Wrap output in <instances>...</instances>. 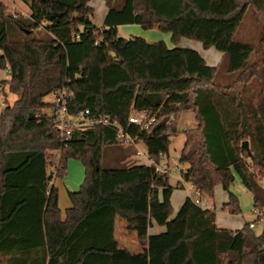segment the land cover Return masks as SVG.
I'll list each match as a JSON object with an SVG mask.
<instances>
[{
	"label": "trees",
	"instance_id": "trees-1",
	"mask_svg": "<svg viewBox=\"0 0 264 264\" xmlns=\"http://www.w3.org/2000/svg\"><path fill=\"white\" fill-rule=\"evenodd\" d=\"M21 1L28 15L0 2V68L11 72L0 80V94L17 96L0 113V264H264V234L249 222L221 228L216 210L193 196L174 219H185L182 230L149 234L154 223L172 222V193L183 186L158 170L182 110L191 109L198 125L184 131L181 179L205 198L222 184L229 193L224 208L239 213L230 190L237 176L255 208H264V82L252 90L263 73L251 62L257 48L236 39L249 8L264 16V0H104L103 28L92 20L90 0ZM129 24L170 33L174 45L118 35L117 26ZM182 37L217 48L221 61L208 65L199 50L178 45ZM63 89L71 93V113L88 108L93 117L110 116L145 144L150 162L137 159L117 127L75 129L64 141L54 103L45 100ZM136 112L153 121L130 123ZM70 158L85 174L79 189L68 191L63 212L53 180L67 176ZM118 198L133 207L120 209ZM118 212L138 230L143 254L117 244Z\"/></svg>",
	"mask_w": 264,
	"mask_h": 264
},
{
	"label": "rangeland",
	"instance_id": "rangeland-1",
	"mask_svg": "<svg viewBox=\"0 0 264 264\" xmlns=\"http://www.w3.org/2000/svg\"><path fill=\"white\" fill-rule=\"evenodd\" d=\"M9 10L13 13H19L22 15H28V5H26L23 1L21 0H5ZM90 4L94 8V14L93 18L95 19L96 22L100 21V18L102 17L104 10L106 8V5L104 3V0H91ZM245 18L242 21L241 26L238 29V33L236 35V39L241 42H247L254 47L257 48V53L252 57L251 62H256L259 63V69L263 73L262 79L260 81H256L252 86V90L254 93L258 92L261 90L264 82V51L263 47L264 45L261 43V39L264 36V16L260 13L257 12L253 8H249L247 13L245 14ZM149 29H143L140 25H135L130 28L126 27H120L118 31V35L130 38L132 35H139L145 38V35L148 33ZM151 30V29H150ZM155 31V32H154ZM158 32L159 34H166L165 32H161L158 29H154L151 34L155 35V33ZM150 34V33H148ZM150 34V35H151ZM169 37H171L170 33ZM183 41H187L185 47L187 48H193V49H200L202 55L206 59V62L208 65H212L213 62V55L212 53H221L217 48L211 46V48L205 49L201 43V41L197 39H190V38H184ZM193 46V47H192ZM196 47V48H195ZM216 51V52H215ZM11 77V72L10 70L6 68H0V80L10 78ZM17 99V96L15 94H12L11 92L5 93V91H2L0 94V113H2L5 109V107L8 104H13V102ZM46 101H51L53 100V95H49L45 98ZM52 110L47 109V113H51ZM180 118L178 121V132L174 134L171 137L170 141V151L169 155H166L165 158L162 160V164L160 167L162 169H165L168 167L171 171V176L170 179L172 182H176V177H178V174L180 173V170L182 168H185V164L179 162V158L181 155V151L183 149V145L185 142V129H192L196 128L198 125V121L196 119V115L191 109L188 110H182L180 112ZM142 143H140L141 145ZM141 147H144V144L141 145ZM58 151H52L48 152V158L52 160L54 158L53 154H56ZM72 159V158H70ZM74 160L75 163L79 164L81 167L82 165L76 160ZM129 162H133L132 158H129ZM83 168V167H82ZM74 172V171H72ZM236 179L231 182L230 185V190L233 191L238 197L239 200V208L241 209L239 213H230L229 210L226 211V215L229 217L231 220L230 225L234 227H243L245 223L252 222L254 224L253 231L257 235L264 234V217L258 218L256 214V209H255V202H254V197L253 194L247 190L241 183L239 177L235 176ZM75 175L72 177L71 174L67 176L65 179L58 178L57 179V185L60 187V193H61V198H62V207L65 208L64 206V199L66 198L67 201H69L68 198V191L69 190H78L81 183L83 182L82 180L84 179V172L83 175L81 174L80 177L76 178ZM63 180L66 183L63 182ZM79 181V182H78ZM81 181V182H80ZM262 184L264 185V179L262 181ZM68 188V189H67ZM187 186L186 188H178L177 189V195H180L179 198H181L182 194H189L188 196H193L194 197V192L187 191ZM215 194V200L218 204H221L224 201L229 200V193L223 188L222 184H217L215 186L214 190ZM173 204V211L175 214H177L178 210L180 209V206H176V202L172 203ZM264 212V208H263ZM118 228H121V225H119ZM132 236V235H130ZM131 245V244H129ZM133 249V247H132Z\"/></svg>",
	"mask_w": 264,
	"mask_h": 264
},
{
	"label": "crops",
	"instance_id": "crops-1",
	"mask_svg": "<svg viewBox=\"0 0 264 264\" xmlns=\"http://www.w3.org/2000/svg\"><path fill=\"white\" fill-rule=\"evenodd\" d=\"M105 5H106V3H105ZM108 10L109 9H108V7L106 5V8L104 10V13H103L102 17L100 18V21H98V22H96L95 19L92 17V20L94 21V23L96 24V26H98L99 28L105 27L106 16H107ZM27 12L30 13V10L28 9ZM135 25H138V24L118 25L117 26V29L119 31V28L120 27L130 28V27H133ZM153 30L154 29H151V30L149 29L148 30V33L151 34V32ZM148 33L145 35V39H147L148 41L153 42V41L164 40L169 47H172L174 45L172 43V40H171V37L172 36L169 37V34H167L166 32H165L166 34H164V35L163 34L161 35L158 32H156L155 35H152V34L150 35ZM184 38H186V37H182L179 40V42H178V45L179 46L185 47L186 45H189V44H186L187 41H183ZM187 47H190V46H187ZM197 50L200 51V49H197ZM200 53H201V51H200ZM212 55H213V58L212 59H213V61H215V62H213L212 65L218 64L221 61L222 57H223V53L222 52L221 53H218V52L214 53L213 52ZM141 145H143V143ZM141 145H140V147H141ZM144 147H145V149L143 147H141V148L147 154L148 148L145 146V144H144ZM72 159H69L68 160V165H67L68 166V172H67V176H69L71 174L72 177L75 175V177L78 178V177H80L81 174L83 175V172L85 174V168H84V165H82V163L80 161L77 160L82 165L83 168L79 164L75 163L74 160H72ZM137 159H139L140 161H143L145 163H149L150 162L146 157H140V158L137 157ZM185 165H186L185 168H182V169H186L187 168L188 164H185ZM166 169H168V171L170 173V176H171L170 169L168 167H166L163 170H166ZM72 171H74V172H72ZM180 172H181V170H180ZM66 177H64L62 179H65ZM76 178H74V179H76ZM57 179L58 178H55L53 180V182L56 185L58 183L57 182ZM175 179H176V182H172L171 179H170V182H171V184L173 186L183 185L182 187H184V188H186V186H187V189H188L187 191H191L192 190L194 192V189L191 187V184L188 183V182H184L181 179V173H179L178 174V177H176ZM64 181H66V180H63V182ZM65 185H66V183H65ZM182 187H180V188H182ZM58 189H59V198H60L59 199V204H60L61 209L64 212V210L66 208L70 207V205H71V199L68 197L69 198V201H67L66 198L63 200L64 201V205H66V206H64L65 208H63L62 207V198H61L62 196H61V193H60V187L59 186H58ZM177 189L178 188L174 189V191L172 193V203L176 202V206H180V208H181V206L183 205L184 201L186 200V198L188 197L189 194H182L181 198H179L180 195H177ZM205 202H206V207L207 208L216 210V213H217L216 223H217L218 226H220L221 228H227V229H231V230L232 229H240V228H242L241 226L234 227V226H231L230 225L231 220L226 215V211L227 210L224 208V204L227 202V200L224 201V202H222L221 204H218L216 202L215 198H205ZM117 205H118V207L120 209L126 210V209H131L133 207V202L131 200H129V199L118 198ZM176 215L177 214H175V212H174L171 215V221L172 222L168 223L165 226H159L156 223H154L153 225H151V227H149V234L151 235V234L162 233V232L167 231V229H169V228L176 229V230H182L184 228V226H185V219H183L182 221H176V220H174L175 217H176ZM263 215H264V212H263ZM115 219H116V224H115V229H116L115 230V239L117 241V244L120 246V248L126 249L130 255L136 256V254H143L145 252L146 247L144 245L140 244V242L138 240V230L136 228L133 229V228H130L129 227L128 219H127L126 215H124L121 212H118L116 214V218ZM119 225H121V228H118ZM130 235H132V236H130ZM129 244H131V245H129ZM132 247H133V249H132Z\"/></svg>",
	"mask_w": 264,
	"mask_h": 264
},
{
	"label": "built area",
	"instance_id": "built-area-1",
	"mask_svg": "<svg viewBox=\"0 0 264 264\" xmlns=\"http://www.w3.org/2000/svg\"><path fill=\"white\" fill-rule=\"evenodd\" d=\"M4 1V0H0ZM71 97V93L68 89H63L60 92L53 95V115L56 117V128L61 135V138L65 141L71 136V132L75 129H84L94 125H102L104 128L112 129L116 128L119 132V138L124 144H131L136 148V157H146L149 161L150 158L147 156L146 152L140 147L137 136H133L119 125L116 121H112L110 116L104 117H93L90 115V109L86 108L77 113H71L68 108V103ZM174 119V117L172 118ZM153 121V117L147 115L146 112H136L130 117V123L139 124L141 127H147ZM159 171L166 172L168 169L163 170L161 167L158 168ZM181 173V172H180ZM192 187V186H191ZM193 188V187H192ZM194 189V188H193ZM194 200L195 202L203 207L206 206L205 197L202 196L200 191L194 189ZM256 209L257 217L263 215V210L259 208ZM251 227H254L252 222H249Z\"/></svg>",
	"mask_w": 264,
	"mask_h": 264
},
{
	"label": "water",
	"instance_id": "water-1",
	"mask_svg": "<svg viewBox=\"0 0 264 264\" xmlns=\"http://www.w3.org/2000/svg\"><path fill=\"white\" fill-rule=\"evenodd\" d=\"M31 116H32V115H31ZM242 146H243V148H247L249 155L252 154V152H251V150H250V146H249L247 140L242 142Z\"/></svg>",
	"mask_w": 264,
	"mask_h": 264
}]
</instances>
